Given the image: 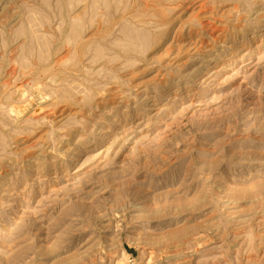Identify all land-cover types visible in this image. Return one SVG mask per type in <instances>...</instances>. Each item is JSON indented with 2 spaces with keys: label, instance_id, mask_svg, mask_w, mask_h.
Listing matches in <instances>:
<instances>
[{
  "label": "rangeland",
  "instance_id": "rangeland-1",
  "mask_svg": "<svg viewBox=\"0 0 264 264\" xmlns=\"http://www.w3.org/2000/svg\"><path fill=\"white\" fill-rule=\"evenodd\" d=\"M0 264H264V0H0Z\"/></svg>",
  "mask_w": 264,
  "mask_h": 264
}]
</instances>
